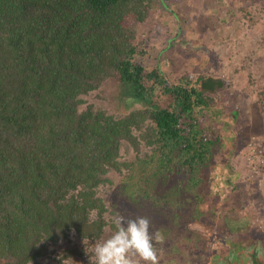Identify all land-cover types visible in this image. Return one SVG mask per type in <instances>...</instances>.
I'll use <instances>...</instances> for the list:
<instances>
[{
  "label": "trees",
  "instance_id": "obj_1",
  "mask_svg": "<svg viewBox=\"0 0 264 264\" xmlns=\"http://www.w3.org/2000/svg\"><path fill=\"white\" fill-rule=\"evenodd\" d=\"M164 1L0 0V264H91L95 241L115 230L105 194L117 176L135 205L190 201L196 224L219 213L234 224L222 207L236 189L235 138L207 135L199 120L220 114L210 94L224 81L168 82L158 65L134 60L138 27ZM115 77L123 112L98 100ZM222 157L230 189L207 192L203 172Z\"/></svg>",
  "mask_w": 264,
  "mask_h": 264
},
{
  "label": "rangeland",
  "instance_id": "obj_2",
  "mask_svg": "<svg viewBox=\"0 0 264 264\" xmlns=\"http://www.w3.org/2000/svg\"><path fill=\"white\" fill-rule=\"evenodd\" d=\"M164 2L168 3L167 8L152 6L147 19L138 27L136 48L141 52L134 60L146 71L158 65L168 82L176 83L182 75L191 79L190 84L196 83L199 75L222 78L224 86L210 94L212 108L220 114L209 119L200 116L199 120L207 135H211V131L233 135L235 141L231 149L234 151L228 161L222 157L204 170L203 185L207 192L226 186L230 189L231 185L226 183V170L222 167L226 161L230 163V171L236 174L233 181L236 189L227 200L222 192L226 201L231 200L222 210L228 212V220L234 222L231 214L237 209L233 204L241 206V212L238 210L241 218L236 220H245L246 226L228 230L227 219L219 213L214 222L217 225L215 232L212 229L210 237L206 228L212 224L200 226L189 219L190 201L186 206L176 208L165 203L164 209H157L145 198L135 205L116 190L121 176L115 178L117 183L105 197L118 215L147 217L151 231L163 235L162 243L153 241L158 264H217L207 251V243L214 241L210 238L216 239V234L220 242L229 243V239L238 234L237 230L246 227L252 238H258L264 244V176L261 173L264 170V0ZM116 79L104 86L107 97L98 100L106 107L123 112L126 106L122 91L120 88L113 91L114 85L119 87ZM156 95L159 103H168L169 97L160 87L156 88ZM234 109L238 112L236 116L231 114ZM129 156L136 159L134 151ZM111 232L107 230L103 239ZM194 235L196 245L194 241L190 242ZM66 260L59 264H80L77 258H73L72 263ZM54 262L51 264H57Z\"/></svg>",
  "mask_w": 264,
  "mask_h": 264
},
{
  "label": "clouds",
  "instance_id": "obj_3",
  "mask_svg": "<svg viewBox=\"0 0 264 264\" xmlns=\"http://www.w3.org/2000/svg\"><path fill=\"white\" fill-rule=\"evenodd\" d=\"M113 224L115 230L107 238L95 241L91 264H158L153 241L162 243L164 237L151 231L147 217L117 215ZM257 251H261V246H257Z\"/></svg>",
  "mask_w": 264,
  "mask_h": 264
},
{
  "label": "water",
  "instance_id": "obj_4",
  "mask_svg": "<svg viewBox=\"0 0 264 264\" xmlns=\"http://www.w3.org/2000/svg\"><path fill=\"white\" fill-rule=\"evenodd\" d=\"M215 226L217 225L213 224L210 228H206L210 237L213 234L211 230L214 229L215 232ZM245 228L237 230L238 234L231 240L229 239V243L220 242L221 239L216 237L217 234L214 235L216 239L210 238V241H214L211 243L207 241V251H209V255H213L214 262L217 264H264V244L260 239L252 238L250 231ZM204 231L206 230L204 229ZM258 245L261 246L259 252L257 251Z\"/></svg>",
  "mask_w": 264,
  "mask_h": 264
},
{
  "label": "crops",
  "instance_id": "obj_5",
  "mask_svg": "<svg viewBox=\"0 0 264 264\" xmlns=\"http://www.w3.org/2000/svg\"><path fill=\"white\" fill-rule=\"evenodd\" d=\"M233 206H235L236 207V212H233L231 215H232V217H234L233 219H234V223H236V222H240V224L241 225H239L240 227L241 226H246L245 224V220H236V219H239V218H241V214H240V212H241V210H240V208H241V206H238V205H236V203H234L233 204ZM238 210L240 211V212H238ZM236 229V228H235Z\"/></svg>",
  "mask_w": 264,
  "mask_h": 264
},
{
  "label": "flooded vegetation",
  "instance_id": "obj_6",
  "mask_svg": "<svg viewBox=\"0 0 264 264\" xmlns=\"http://www.w3.org/2000/svg\"><path fill=\"white\" fill-rule=\"evenodd\" d=\"M229 223L232 224V223H234V222H229ZM226 224H227V223H226ZM228 225H229V224H227V229H228V230H231L232 228L228 227ZM239 225H241L240 222H236V223H234L233 225H229V226H232L233 228H236V227H238ZM232 231H233V230H232ZM192 235H193V234H192ZM196 238H197V237H196L195 235H194V236H191V240H190V242H191V241H195ZM186 257H187V256H186ZM211 260H213V257H212ZM183 263H184V262H183Z\"/></svg>",
  "mask_w": 264,
  "mask_h": 264
}]
</instances>
